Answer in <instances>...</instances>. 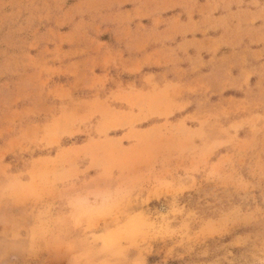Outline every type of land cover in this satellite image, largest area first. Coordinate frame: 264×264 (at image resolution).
<instances>
[{
	"label": "rangeland",
	"instance_id": "1",
	"mask_svg": "<svg viewBox=\"0 0 264 264\" xmlns=\"http://www.w3.org/2000/svg\"><path fill=\"white\" fill-rule=\"evenodd\" d=\"M0 264H264V0H0Z\"/></svg>",
	"mask_w": 264,
	"mask_h": 264
}]
</instances>
